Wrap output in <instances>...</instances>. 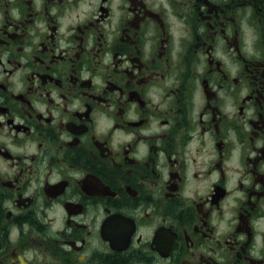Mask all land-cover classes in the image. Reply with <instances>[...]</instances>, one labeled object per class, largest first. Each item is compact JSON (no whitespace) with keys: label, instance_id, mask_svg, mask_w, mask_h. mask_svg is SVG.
Here are the masks:
<instances>
[{"label":"flooded vegetation","instance_id":"obj_1","mask_svg":"<svg viewBox=\"0 0 264 264\" xmlns=\"http://www.w3.org/2000/svg\"><path fill=\"white\" fill-rule=\"evenodd\" d=\"M0 264H264V0H0Z\"/></svg>","mask_w":264,"mask_h":264}]
</instances>
